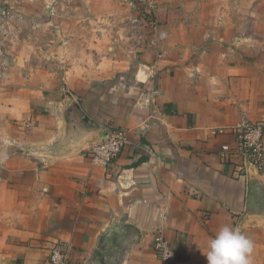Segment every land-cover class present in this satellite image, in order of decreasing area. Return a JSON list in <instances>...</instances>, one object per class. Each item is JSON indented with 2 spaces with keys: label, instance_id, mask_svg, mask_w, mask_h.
Wrapping results in <instances>:
<instances>
[{
  "label": "crops",
  "instance_id": "0c3cea01",
  "mask_svg": "<svg viewBox=\"0 0 264 264\" xmlns=\"http://www.w3.org/2000/svg\"><path fill=\"white\" fill-rule=\"evenodd\" d=\"M79 1L64 14V35L33 46L47 51L65 40L66 55L51 56L64 100L50 98L56 78L41 69L39 53L24 60L20 42L9 46L0 86V264H51L56 247L69 264H164L159 241L176 250L177 264H207L208 241L224 225L253 242L251 264H264V214L247 216L248 180L219 155L232 137L213 135L244 119L264 123V0L231 10L229 0H130L134 8ZM137 4L157 24L153 46L127 38L142 14ZM83 27L92 39L73 34ZM123 32L134 52L118 56ZM68 99L86 119L126 133L110 166L90 160L89 144L69 140ZM114 224L134 227L140 240L97 255Z\"/></svg>",
  "mask_w": 264,
  "mask_h": 264
},
{
  "label": "rangeland",
  "instance_id": "374dc122",
  "mask_svg": "<svg viewBox=\"0 0 264 264\" xmlns=\"http://www.w3.org/2000/svg\"><path fill=\"white\" fill-rule=\"evenodd\" d=\"M126 1L127 3L131 2L130 5L134 8V1ZM158 1L160 2V0ZM79 2V0H0V17H6L7 12L14 11L19 12L20 16L23 19V23H19V18H16V22L10 26L11 35L2 41L3 48L2 54L0 56V69L2 70V77L0 78V86L7 80L10 72L9 65L7 64V53H9L8 51L10 50L9 46H11L13 43L20 42L23 46L22 51L24 52V60H27L30 57L34 56V53L32 51L37 52L42 58V64L40 66L41 69H44L45 71L47 70L51 73L54 72L52 74L55 76L54 78H56V86L54 91L55 95H52L50 98H54V100H64L66 94L68 93L65 91V89H63L62 85L60 84L61 81L60 79H58L60 70H62V68L60 64H57V60L51 59V56L53 58L60 59L63 57V55H66V53L64 52L66 43H63L65 40H60L62 43H47V51H44V49L41 50L40 48L36 49L33 46L37 45V47H42L44 45L43 42H46L49 39L51 40L52 38L53 41H55L60 38V35H64L65 33L61 29V27L63 28V24L61 23L62 21H64V14L68 11L70 12L72 8H75L76 4ZM92 2L93 0H90L88 3L91 5ZM137 3L141 4L142 1L138 0ZM228 3L230 10L235 9L237 8L236 5L239 3V0H229ZM139 4L137 5L142 13L141 16L144 18L151 17L144 12L143 6ZM100 7L108 8L106 3L101 5ZM248 7L249 6H246L245 8ZM1 10H4L5 15H3ZM53 11L54 14H52ZM262 20H264V17H262ZM261 29H264L263 22L261 24ZM71 31L73 30H70V32ZM140 32L142 38L139 39L137 37L139 40L131 39V41H133L131 43H144V41L145 43H148L150 41V38L155 36V34L152 33L149 27H144L143 30H140ZM92 33L93 32H91L88 27L82 29L79 33H77V31L73 32V34H79L85 39H92ZM261 33L263 35L264 31H262ZM106 35L108 36V33ZM232 35H237V33H233ZM123 36L124 37L120 36V40L123 43H121L119 49L116 51V55L118 56H126L130 55L131 51L134 52L131 43H129L130 46L128 47L125 45L126 43H124L125 32H123ZM127 38L130 40L129 37ZM89 44L90 43H86L87 49ZM104 44L109 45L107 41ZM32 47L36 50H34ZM89 50L91 51V48H89ZM105 51L106 54H108V52H113L112 49L109 48L105 49ZM24 65L26 67V64ZM5 130H7V128ZM260 176L263 177L264 180V172L260 173Z\"/></svg>",
  "mask_w": 264,
  "mask_h": 264
},
{
  "label": "built area",
  "instance_id": "2783aa9c",
  "mask_svg": "<svg viewBox=\"0 0 264 264\" xmlns=\"http://www.w3.org/2000/svg\"><path fill=\"white\" fill-rule=\"evenodd\" d=\"M16 18H19V23H23L19 12H7L6 17H0V56L3 48L2 41L11 35L10 26L16 22ZM144 27H149L153 34H157V24L151 18L138 16L129 23L128 37L142 38L140 30H143ZM145 44L153 46L155 42L151 40ZM1 77L2 70L0 69ZM213 135L232 137V143L224 144L219 150V155L225 164L234 167L237 175L247 179L251 168L256 169L259 173L264 172V123L244 119L235 127L215 129ZM127 144L128 137L123 130L110 128L109 138L91 147L87 155L95 165L108 167L118 159ZM155 249L164 264L180 262L179 254L166 242L159 241ZM50 263L69 264L67 250L54 248L50 256Z\"/></svg>",
  "mask_w": 264,
  "mask_h": 264
},
{
  "label": "water",
  "instance_id": "95a60500",
  "mask_svg": "<svg viewBox=\"0 0 264 264\" xmlns=\"http://www.w3.org/2000/svg\"><path fill=\"white\" fill-rule=\"evenodd\" d=\"M2 11V10H1ZM5 15L4 10L2 11ZM64 106L68 113L67 132L70 141L75 144H89V149L97 144L106 141L110 136V128L95 121L86 119L84 112L71 99L65 101ZM248 196L246 203L247 216L264 214V181L256 169H249L248 172ZM117 240V247H112V240ZM140 240V232L131 226L112 225L103 236V242L99 246L97 255L110 252L126 251L131 245Z\"/></svg>",
  "mask_w": 264,
  "mask_h": 264
},
{
  "label": "clouds",
  "instance_id": "9594fccd",
  "mask_svg": "<svg viewBox=\"0 0 264 264\" xmlns=\"http://www.w3.org/2000/svg\"><path fill=\"white\" fill-rule=\"evenodd\" d=\"M253 248V242L239 228L224 225L209 239L204 255L207 264H251Z\"/></svg>",
  "mask_w": 264,
  "mask_h": 264
}]
</instances>
